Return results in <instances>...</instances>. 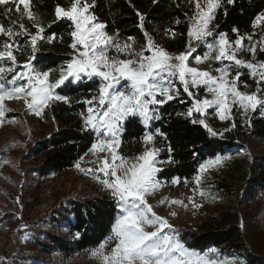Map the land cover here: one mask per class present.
<instances>
[{
  "label": "snow or ice",
  "instance_id": "snow-or-ice-1",
  "mask_svg": "<svg viewBox=\"0 0 264 264\" xmlns=\"http://www.w3.org/2000/svg\"><path fill=\"white\" fill-rule=\"evenodd\" d=\"M157 2L152 0L153 4ZM187 2L192 7V14L185 13L188 20L185 50L170 53L144 29L145 15L138 9L135 10L139 19L137 26L145 36V43L139 50L134 47L136 41L133 37L120 41L117 39L118 31L115 35L108 34L107 25L92 11L96 0H69L67 7L57 4L50 21H44L39 13L31 10V0H12L11 6L9 0H0L10 21L7 28L0 24V35L8 37L0 47V117L4 115L3 102L6 99L22 100L31 113L40 117L53 102L70 103L69 98L58 94L56 89L85 79L99 78L95 94L83 101L88 105L87 112L81 113L82 129L97 134L90 148L96 157L94 163L97 167L82 169L79 163L76 167L96 176L120 207L121 214L114 223L111 235L93 252L102 264H217L215 260L190 251L175 235L167 234L164 229H171V225L166 218L157 215L148 202V197L162 187L157 174L163 168L158 165L175 163L170 144L167 145L168 159L158 158L165 149L156 146V137L165 140L167 137L159 129L151 131V123L161 119L159 108L165 103L174 100L185 103L181 99V88L190 99L191 106L177 115L185 116L194 125L203 126L213 137H222L224 133L214 131L206 122L210 109L221 121H232L233 107L242 109L246 117L249 110H264V60L257 58L259 53H264V35L254 40L255 33L241 35L238 29L233 28L237 38L230 41L227 33L215 32L219 26L213 25L217 10L224 6L225 0ZM226 3L232 5L235 0H226ZM13 12L20 13L18 20L11 19ZM25 17L36 29L34 33L23 23ZM62 20L69 22L71 29L68 46L72 57L66 66L42 71L33 63L40 50L39 42L49 45L57 40L63 42V36L54 32L45 35L46 29ZM175 23L178 25L181 21L176 19ZM257 26H264V12L257 15L253 28ZM261 31L264 33V27ZM165 35L175 39L177 33L169 28L165 30ZM20 38H25L23 43ZM201 46L207 50L203 55H194ZM113 50L116 54L110 56L109 52ZM14 52L27 54L26 60L19 63ZM244 52L249 53L251 59H244L241 56ZM121 56L128 58L122 59ZM190 57L196 65L208 62L209 69L189 66ZM212 62H219L222 66L213 69ZM233 69L236 70L234 76ZM241 69L247 70L250 79L254 80V92L240 90L238 82L245 74ZM53 71L58 75L50 79ZM243 87L247 89L248 83L244 82ZM200 89L211 98H198ZM261 114L264 115V111ZM130 118H139L147 130L141 137L143 151L133 157L118 152L125 124ZM235 126L232 122V127ZM248 126L251 127L250 120ZM228 130L225 128V132ZM226 159L229 157L217 156L210 164L201 166L200 172ZM97 173H103L104 178ZM195 179L200 184V175ZM171 182L179 185L181 181L179 177H174ZM165 202L164 199L159 201L160 204ZM170 203L184 202L172 200ZM148 227L154 230L147 231ZM108 245L111 247L108 248Z\"/></svg>",
  "mask_w": 264,
  "mask_h": 264
},
{
  "label": "rangeland",
  "instance_id": "rangeland-1",
  "mask_svg": "<svg viewBox=\"0 0 264 264\" xmlns=\"http://www.w3.org/2000/svg\"><path fill=\"white\" fill-rule=\"evenodd\" d=\"M184 1L189 5L187 0ZM11 2L12 0H9V6H11ZM20 8L23 9L24 5L21 4ZM19 17L20 13L13 12L11 14L12 20H18ZM23 23L33 33L36 31L35 28L31 27L27 17L24 18ZM0 24L6 28L10 26V21L5 15L4 6L2 5H0ZM166 29H169V27L159 30L161 38H154V40L168 52L178 53L167 48L166 43L171 37L165 35ZM254 33V40H259L260 35H264L261 27ZM115 34L112 33L109 35ZM24 39L20 38L21 43H23ZM117 39L126 41L128 37L119 34ZM6 40H8V37L0 35V47H2ZM39 44L40 50L37 52V59L40 55H49V53L56 54V57H69L68 60L72 57V50L69 48V44H65L64 41L60 42L57 40L51 45L40 41ZM245 44H247V41H245ZM140 46L141 44L138 42L134 44L137 50H139ZM206 50L204 46H201L194 55H203ZM14 54L21 64L27 58V54H21L19 52H14ZM115 54L114 50L109 52L110 56H114ZM241 56L244 59H251V55L247 52L241 53ZM121 58L128 57L121 56ZM36 60L33 63L40 69ZM68 60H62L56 69L61 66H66ZM189 66L198 67L200 70L209 69L208 62L196 65L191 57ZM221 66L219 62H212L211 65L213 69ZM235 71V69L232 70L233 76L235 75ZM241 71L245 74L241 76L238 82L240 90L242 92H254L256 90L254 80L250 79L247 70L241 69ZM213 74L218 75L216 72H213ZM57 75L58 73L53 71L50 79H54ZM94 80L99 81V78H93V80L85 79L72 84H84ZM244 82H247L249 85L247 89L243 87ZM72 84L61 86V88H66ZM61 88L56 89V92L64 95L60 92ZM95 92L96 90L92 91L87 98H91ZM205 96L211 98L208 93L200 89L198 98L203 99ZM181 97H185L184 101L191 106V101L183 93L182 88ZM79 102L73 103L72 100H70V103L62 101L53 102L44 110L40 117L31 113L22 100L6 99L3 102L4 115L0 117V121H2L0 122V264H102V260L98 256L93 255V252L99 246L66 257L56 249L51 254L45 253L43 252V248L37 245L39 240L44 241L46 239L45 235L47 232L53 231L54 229L59 234H67L68 241L72 242L76 238L72 233L69 234V222L74 218L70 212L71 206L69 203L71 201L79 200L82 202L87 199L109 198L117 202L119 210L118 217L121 214L118 201L111 196L110 191L106 187L101 185L96 179V176L91 172H82L76 167L77 163L80 164L82 169H95L97 167V164L94 163L96 157L93 156L90 149L81 157L83 159L80 158L77 160L73 167L68 170L62 173H52L48 176L38 175V169L43 160V155L34 154L32 151L39 141L49 138L52 132L60 125L61 122L53 111L54 107L56 105H68L72 107V116L77 119L81 118V113L87 112L88 107L85 103L83 107H78ZM242 112V109L233 107L232 121H221L213 109H210V114L205 117L206 122L213 130L218 133H224L222 138L229 141L230 148L224 154L217 155L226 156L229 159L223 160L220 164H214L205 172L201 173V166L210 164L217 156L206 159L199 166L197 173L191 180H180L179 185H173L171 182L173 179L167 181L166 179L160 178L159 174L161 172L157 174L158 179L162 182V187L154 195L148 197V202L153 205L157 215L166 218L168 224L171 225V229L165 228L164 231L169 235H175L186 248L188 247L180 238L181 231L186 228L198 227L206 217L219 209H246L248 207V197L246 195L241 193L239 197L227 194L222 185L223 181H226L228 184H232L237 188L243 179H248L250 173L256 175L258 171L256 168L257 163L260 157L264 155V139L255 136L245 126L246 120L253 112L249 110L247 117ZM194 115L198 116L199 114ZM154 122L151 123V131H153ZM232 122L235 123V127H232ZM225 128L229 130L225 132ZM123 133L121 137L122 143L118 152L127 157L139 155L143 151V146L140 152L132 155H127L124 152ZM96 135L95 133V138ZM157 137L156 146L164 148L162 146L163 144L157 142ZM217 137L221 136L217 135ZM162 154L163 151L159 153L158 158L160 160H167L166 158H162ZM99 155L103 156L104 153H99ZM158 166L164 170L170 166V163ZM97 175L104 178L103 173H97ZM197 175L201 177L200 184L196 183L195 178ZM201 192L204 193L203 196L200 195ZM161 199H164L166 202L160 204L159 201ZM172 200H182L184 203L172 204L170 203ZM254 205L255 203H252L249 206ZM172 213H175V215H172ZM58 225L62 229H57L56 227ZM146 230L152 231L154 229L148 227ZM110 247L108 245V248ZM188 249L203 256L205 259L215 260L217 264H241V262L245 264L242 256L236 253L224 252L215 247H210L203 251Z\"/></svg>",
  "mask_w": 264,
  "mask_h": 264
},
{
  "label": "trees",
  "instance_id": "trees-1",
  "mask_svg": "<svg viewBox=\"0 0 264 264\" xmlns=\"http://www.w3.org/2000/svg\"><path fill=\"white\" fill-rule=\"evenodd\" d=\"M68 3L69 0H31V10L39 13L44 21H50L55 6L59 4L67 7ZM136 9L145 15L144 29L153 38L160 39L159 30L169 27L177 35L175 39H168L167 48L178 53L185 50L188 30L185 13L190 16L192 8L184 0H158L156 4H153L152 0H96V7L92 11L107 25L106 31L109 34L118 31L122 36L133 37L142 45L145 43V36L137 26L139 19ZM261 12H264V0H235L232 5H228L225 0L224 6L216 13L214 25L219 27L215 28V32L227 33L230 41L237 38L233 28L238 29L241 35L252 34L260 27H264L253 28L257 15ZM176 19L181 23L177 25ZM69 31H71L69 22L62 20L50 29H46L45 35L54 32L57 36H63V41L68 45L71 43L68 37ZM181 33L184 35H180ZM68 58L56 57V54L49 53V55H40L36 63L40 66V70L46 71L56 69L62 60ZM257 58L264 60V53H259ZM98 87L99 81L94 80L84 84L69 85L61 88L60 92L75 103L89 97V94ZM181 99L185 100V97ZM83 104V101L79 102L78 107H83ZM188 106L187 102L169 101L160 106L161 119L153 123V131L159 129L167 137V140L157 137V142L163 144L165 149L162 158L168 159L170 155L167 151L168 144L173 149L171 156L175 163H170V166L159 174L160 178L167 181H171L174 177L191 180L206 159L224 154L230 148L226 139L213 137L203 126L194 125L185 116L177 115L186 112ZM53 111L61 122L60 125L49 138L39 141L32 151L34 154L43 155L38 169L39 176L62 173L73 167L95 141V133L84 131L82 119H75L72 116V107L56 105ZM262 111L258 108L253 112L246 120L245 126L255 136L264 139ZM249 120L251 127L248 126ZM145 131L147 130L141 125L139 118H130L126 122L123 150L127 155L142 150L141 137ZM256 168L258 170L256 175L250 173L248 179H243L237 188L226 181L222 183L227 194L239 197L241 193L246 195L248 207L219 209L206 217L198 227L181 231L180 238L188 248L203 251L215 247L242 256L245 264H264V155L260 157ZM252 203L255 205L249 206ZM69 205L74 217L69 222V234L72 233L76 238L71 242L67 240V234H59L55 229L49 231L44 241L37 242V245L43 248V252L51 254L56 249L63 256L70 257L98 247L111 235L119 214L116 201L103 197L82 202L74 200ZM56 228L62 229L59 225Z\"/></svg>",
  "mask_w": 264,
  "mask_h": 264
}]
</instances>
